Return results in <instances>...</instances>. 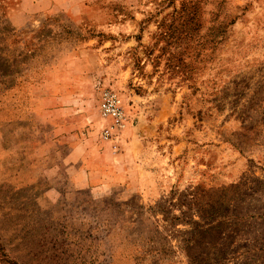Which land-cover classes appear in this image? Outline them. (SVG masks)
Returning <instances> with one entry per match:
<instances>
[{
	"label": "rangeland",
	"instance_id": "374dc122",
	"mask_svg": "<svg viewBox=\"0 0 264 264\" xmlns=\"http://www.w3.org/2000/svg\"><path fill=\"white\" fill-rule=\"evenodd\" d=\"M17 1L0 0V264H264V0ZM102 87L152 175L139 192L43 171L66 152L58 110L105 142Z\"/></svg>",
	"mask_w": 264,
	"mask_h": 264
},
{
	"label": "crops",
	"instance_id": "0c3cea01",
	"mask_svg": "<svg viewBox=\"0 0 264 264\" xmlns=\"http://www.w3.org/2000/svg\"><path fill=\"white\" fill-rule=\"evenodd\" d=\"M66 0H18L13 9V16L26 15L27 13H52L55 9H60ZM53 120V130L58 131L57 138L54 139L58 145H64L66 152L57 155L55 161L50 163L43 170L51 179L56 176H63V170H72L73 176L77 179L70 180V184H76L79 188L102 189L104 186L126 184L128 190L139 192L145 182L152 178L150 171L142 163L145 162L140 155V151H134L136 136L134 131L128 130L119 140V149L112 152L109 142H98L93 137H86L82 132L79 135L65 130L68 125L66 109L62 112L58 110ZM100 126L99 119L97 120ZM134 130V129H133ZM65 132L63 135L61 132ZM123 132V131H122ZM121 136V135H120ZM74 137L77 139L75 140ZM98 141V140H97ZM141 144V143H140ZM141 147L143 145L141 144ZM60 159V160H59ZM51 160V159H49ZM54 160V159H53ZM61 161V162H60ZM54 186L49 183L42 190ZM145 187V186H143Z\"/></svg>",
	"mask_w": 264,
	"mask_h": 264
},
{
	"label": "built area",
	"instance_id": "2783aa9c",
	"mask_svg": "<svg viewBox=\"0 0 264 264\" xmlns=\"http://www.w3.org/2000/svg\"><path fill=\"white\" fill-rule=\"evenodd\" d=\"M100 120L99 139L109 142L112 152L119 149V138L127 123V113L118 93L108 87L100 88L96 102Z\"/></svg>",
	"mask_w": 264,
	"mask_h": 264
}]
</instances>
